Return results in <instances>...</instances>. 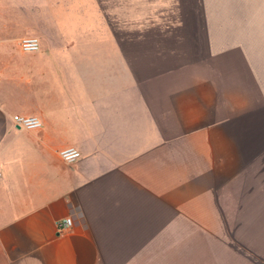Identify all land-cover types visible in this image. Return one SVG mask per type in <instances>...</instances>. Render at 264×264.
<instances>
[{
  "label": "crops",
  "instance_id": "0c3cea01",
  "mask_svg": "<svg viewBox=\"0 0 264 264\" xmlns=\"http://www.w3.org/2000/svg\"><path fill=\"white\" fill-rule=\"evenodd\" d=\"M0 169V264H264V0H0Z\"/></svg>",
  "mask_w": 264,
  "mask_h": 264
},
{
  "label": "built area",
  "instance_id": "2783aa9c",
  "mask_svg": "<svg viewBox=\"0 0 264 264\" xmlns=\"http://www.w3.org/2000/svg\"><path fill=\"white\" fill-rule=\"evenodd\" d=\"M21 49L25 53H36L40 51V40L37 37H25L20 42ZM14 124L23 130L33 131L42 128L43 123L36 116L15 115L13 117ZM82 156L81 152L74 147H68L60 151V157L66 163H73ZM3 172L0 169V179ZM72 219L66 218L58 224L59 232L63 233L72 228Z\"/></svg>",
  "mask_w": 264,
  "mask_h": 264
}]
</instances>
